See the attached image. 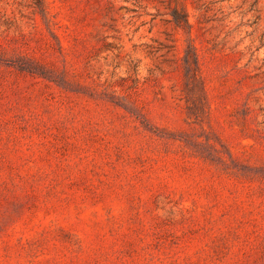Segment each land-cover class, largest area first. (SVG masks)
I'll use <instances>...</instances> for the list:
<instances>
[{
  "label": "rangeland",
  "instance_id": "obj_1",
  "mask_svg": "<svg viewBox=\"0 0 264 264\" xmlns=\"http://www.w3.org/2000/svg\"><path fill=\"white\" fill-rule=\"evenodd\" d=\"M0 264H264V0H0Z\"/></svg>",
  "mask_w": 264,
  "mask_h": 264
}]
</instances>
